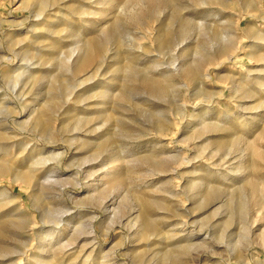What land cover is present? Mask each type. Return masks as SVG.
<instances>
[{
    "label": "rangeland",
    "instance_id": "374dc122",
    "mask_svg": "<svg viewBox=\"0 0 264 264\" xmlns=\"http://www.w3.org/2000/svg\"><path fill=\"white\" fill-rule=\"evenodd\" d=\"M39 1L0 0V264H264V0Z\"/></svg>",
    "mask_w": 264,
    "mask_h": 264
},
{
    "label": "bare ground",
    "instance_id": "6f19581e",
    "mask_svg": "<svg viewBox=\"0 0 264 264\" xmlns=\"http://www.w3.org/2000/svg\"><path fill=\"white\" fill-rule=\"evenodd\" d=\"M171 1V0H170ZM193 1V0H192ZM207 1H209V0H199L198 1V4L200 5V6H203V5H205L206 4V2ZM172 2V1H171ZM190 2V1H189ZM25 1L24 2H22V4H21V7H24L25 6ZM73 3V2H72ZM185 4V3H184ZM190 4V3H189ZM192 4V3H191ZM47 7H49V6H47V2H45V1H43V0H41V1H39L38 3H36V8H35V10L33 11V16L35 17V20L37 21V22H39V21H41V20H39L40 18H42L43 19V14H44V12H45V10H46V8ZM205 8V7H204ZM205 15V14H204ZM210 15V14H209ZM207 16V15H206ZM185 17V16H184ZM190 17V16H189ZM46 19V18H45ZM34 22V21H33ZM42 23V22H41ZM41 23H40V25H41ZM115 23V22H114ZM113 23V24H114ZM33 24V23H32ZM36 25H37V23H35ZM60 25V24H59ZM38 26V25H37ZM116 26V25H115ZM114 26V27H115ZM34 28V27H33ZM38 28V27H37ZM36 29V28H35ZM40 29V28H39ZM44 29V28H43ZM46 30V29H45ZM166 31V30H165ZM42 32V31H41ZM178 33V32H177ZM225 33H227V32H225ZM174 34V33H173ZM47 35V34H46ZM119 36V35H118ZM120 39V38H119ZM174 36L171 34V33H169L167 36H165V37H160V38H158L157 39V41H158V47L159 48H163V49H165L166 51H168V49L171 47V46H173L174 45V50L176 49V46H178V45H180L182 42H180V43H177V44H174ZM181 40V39H180ZM122 41V40H121ZM126 41H128V43H129V45L130 44H134V39L133 38H131V37H127L126 38ZM101 43V42H100ZM122 43V42H121ZM121 43L119 42H117L116 44L117 45H121ZM90 44V43H89ZM128 45V47L127 48H129V50H132L133 48L132 47H130ZM93 46V45H92ZM96 47V46H95ZM100 48V47H99ZM120 48V47H119ZM137 50L139 51L141 48L139 47V46H137ZM98 49V48H97ZM164 51V50H163ZM99 53V52H98ZM17 55V54H16ZM74 55L77 57L78 56V53H77V51H73V52H71V54H70V57L66 60L67 62H70V60L74 57ZM134 56V55H133ZM59 57V56H58ZM3 58V57H2ZM135 59V58H134ZM4 60H6V58L4 59ZM2 63V62H1ZM132 63V62H131ZM17 65V64H16ZM24 67V66H23ZM18 70V69H17ZM26 71V70H25ZM23 73V71L21 72V74ZM29 73V72H28ZM156 73V72H155ZM20 75V74H19ZM44 75V74H43ZM24 76V75H23ZM22 78V77H21ZM18 78H16V80H17ZM151 80V79H150ZM150 82H152V81H150ZM91 83V82H90ZM162 84V83H161ZM73 85V84H72ZM164 85V84H163ZM76 87L77 86H68L67 87V99H69L72 95H73V93L75 92V89H76ZM146 87H148V86H146ZM150 88V87H149ZM163 88H165V87H163ZM21 89V88H20ZM150 90V89H149ZM151 92L154 94V93H158V94H160V95H162L163 93H165L164 91H163V89L162 88H158V87H151ZM130 93V92H129ZM173 94V93H172ZM74 96V95H73ZM161 98V97H160ZM165 99V98H164ZM21 100V99H20ZM7 103V102H6ZM17 106H18V104H17ZM154 107V106H153ZM24 109L23 108H21L20 109V113L21 114H24ZM14 121V120H13ZM19 124V123H18ZM12 132L13 131H15V129H13V128H9ZM11 137V136H10ZM3 191L4 192H7V190H5V189H3ZM35 202H37V200L35 199ZM131 223V226L130 227H133L137 222L136 221H134L133 223L134 224H132V221L130 222ZM139 223V222H138ZM22 224V221H20V225ZM109 234V233H108ZM208 234V233H207ZM2 250V249H1ZM7 254V253H6ZM8 256V255H7Z\"/></svg>",
    "mask_w": 264,
    "mask_h": 264
}]
</instances>
